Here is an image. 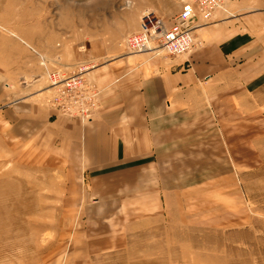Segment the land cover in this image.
<instances>
[{"label":"rangeland","instance_id":"1","mask_svg":"<svg viewBox=\"0 0 264 264\" xmlns=\"http://www.w3.org/2000/svg\"><path fill=\"white\" fill-rule=\"evenodd\" d=\"M186 1L0 0L1 95L28 100L21 88L39 80V103L54 110L52 119L89 123L101 92L87 79L96 67L123 59L190 64L196 48L137 53L127 41L146 17L170 27ZM222 2L225 11L195 37L205 41V28L240 19L242 69L222 97L202 79L197 99L182 100L188 153L178 164L156 163V193L120 190L118 204L120 195L97 194L93 172L63 156L60 137L7 124L10 104L0 101V264H264V0ZM53 75L94 86L87 119L56 109L65 81L56 86Z\"/></svg>","mask_w":264,"mask_h":264},{"label":"crops","instance_id":"2","mask_svg":"<svg viewBox=\"0 0 264 264\" xmlns=\"http://www.w3.org/2000/svg\"><path fill=\"white\" fill-rule=\"evenodd\" d=\"M236 21L205 28V41L201 40L190 64L181 59L169 62L123 59L96 67L87 79L101 87L98 107L91 121L83 126L51 118L54 110L39 103L38 92L43 86L39 80L21 88L26 94L29 92L28 100H13L0 92V101L10 104L4 111L5 121L14 122L16 127L21 124L23 132L46 130V136L60 137L63 156L74 155L70 161L77 169L79 162L86 163V168L93 172L89 177L97 194L120 195L111 199L115 204L126 195L120 190H126L127 194L156 193L159 184L153 183L152 176L161 168L156 163L178 164L182 155L188 153L181 141L182 100L197 99L202 79L212 82L218 93L229 91L232 78L242 69V63H238L242 60V34L234 29L241 20ZM40 73L37 66L32 71L33 76ZM237 78L242 82V76ZM221 93L214 97H222ZM155 176L158 178L157 173ZM182 179L179 178L180 188Z\"/></svg>","mask_w":264,"mask_h":264},{"label":"built area","instance_id":"3","mask_svg":"<svg viewBox=\"0 0 264 264\" xmlns=\"http://www.w3.org/2000/svg\"><path fill=\"white\" fill-rule=\"evenodd\" d=\"M220 11H225L222 0H187L170 27H165L155 18L146 17L140 32L131 36L127 40L128 44L137 53L158 49L169 56L185 55L192 48L201 46L202 41L195 37V32L200 31ZM152 43H156L157 47L153 48ZM52 77L56 86H61L65 81V87L61 88L64 96L55 100L56 109L66 116L87 119L90 110L96 105L97 92L94 86L87 87L77 75Z\"/></svg>","mask_w":264,"mask_h":264}]
</instances>
